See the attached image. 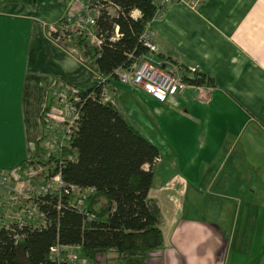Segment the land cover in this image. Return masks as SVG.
<instances>
[{"label":"crops","instance_id":"0c3cea01","mask_svg":"<svg viewBox=\"0 0 264 264\" xmlns=\"http://www.w3.org/2000/svg\"><path fill=\"white\" fill-rule=\"evenodd\" d=\"M82 2L0 0V169L34 152L51 97L95 78L86 46L54 34ZM152 28V62L180 75V66L195 68L214 85L190 86L166 101L132 87L169 128L181 159L170 173L159 149L153 167L150 197L161 209L165 245L148 264H264V0L174 3ZM132 122L145 136L150 119Z\"/></svg>","mask_w":264,"mask_h":264},{"label":"trees","instance_id":"16d2710c","mask_svg":"<svg viewBox=\"0 0 264 264\" xmlns=\"http://www.w3.org/2000/svg\"><path fill=\"white\" fill-rule=\"evenodd\" d=\"M100 2L94 32L102 44H93L83 36L77 40L86 46V63L112 83L117 80V68L127 67L135 57L149 52L140 39L156 14V5L154 0ZM134 10L139 11L137 17L132 15ZM63 21L54 32L56 36ZM116 27L121 36L113 40ZM180 67L187 83L214 85L206 73ZM77 91L80 118L68 144L48 157L47 148L41 145L43 134L39 152L18 164H53L48 176L60 173L65 186L38 198L45 224L0 228V264H70L53 257L51 248L58 243L80 245L83 257L92 262L109 255L107 264H148L152 253L165 245L161 209L150 197L159 148L113 100H101L102 86L96 78ZM52 100L42 113L45 126ZM70 186L90 192L79 196Z\"/></svg>","mask_w":264,"mask_h":264},{"label":"built area","instance_id":"2783aa9c","mask_svg":"<svg viewBox=\"0 0 264 264\" xmlns=\"http://www.w3.org/2000/svg\"><path fill=\"white\" fill-rule=\"evenodd\" d=\"M100 1L101 0H83L78 13H70L66 15L61 29L63 37L67 39L85 35L90 37L91 43L100 46L103 40L94 32L96 18L102 7ZM204 1L206 0H154L156 14L143 32L140 39L141 43L149 49V52L157 50V46L154 42L155 32L152 28V24L155 20L164 15V12L169 5L182 3L192 8H197ZM132 15L137 17L139 11L134 10ZM120 36L119 29L116 27V36L112 39L115 40ZM149 52L135 57L129 66L117 68L115 71L117 80L123 85L142 90L160 101H166L170 97L181 95L186 88L195 86L184 81L182 75L154 64V62L148 57ZM191 70L193 72L197 71L195 68H192ZM95 78L98 85L102 86L100 94L101 100L104 102L112 100L109 94L111 83L97 72ZM79 100L80 96L78 95L77 88L71 86L60 90L53 97L52 104L46 112L44 120L46 127L48 126V128L58 129L60 124H62V130L60 131L59 136L50 134V139H52V141L47 148L48 157L57 154L64 146H66L77 129L80 111L76 102ZM61 106H65L66 110L64 111V108L62 109ZM68 116H70V118L69 120H66L64 117ZM51 123H53L52 127ZM160 160L161 158L156 159V163ZM28 169L31 171L33 169L35 170V163H28L25 166L17 165L13 169L8 168L4 169V171L2 169L0 170V228L9 229L14 225H19V227L28 225L37 227L42 223L45 224L46 221L44 219V214L40 213L38 209V198L41 195L46 194L48 191H56L65 186L60 173L51 177L46 174L47 178H44L41 183L42 188L38 190L36 195H31L30 197L27 196V199L29 200H26V205H28V201L31 202V205H28L29 208L19 201L18 209L13 211V208L16 205L15 201L13 200L14 203L8 207V200L6 199V193L12 191L9 184L18 180V177L21 174H25ZM35 174H37V172L31 176ZM70 189L74 193H76L77 190H83L78 186H70ZM81 204L82 203L80 202L79 207ZM86 214L89 215L88 213ZM36 215H39V220L38 218L36 219ZM51 252L53 257L59 262L68 261L70 264L88 263V260L85 259L81 253L80 245H63L58 243L51 248Z\"/></svg>","mask_w":264,"mask_h":264},{"label":"rangeland","instance_id":"374dc122","mask_svg":"<svg viewBox=\"0 0 264 264\" xmlns=\"http://www.w3.org/2000/svg\"><path fill=\"white\" fill-rule=\"evenodd\" d=\"M83 37H87L90 40L89 36L82 35ZM73 39V38H68ZM155 64V63H154ZM158 66V65H157ZM92 68V67H91ZM94 69V68H92ZM90 70V69H89ZM91 71V70H90ZM93 71V70H92ZM91 71L90 78L95 77L93 72ZM113 84L111 83V90H110V97L112 98L113 102L118 106V108L125 113V115L134 122H142V120L146 121V118L150 119V123L147 124L146 127H144V133L145 136L152 141L154 144L159 146V149L161 151V155L164 157L163 168H168L170 173L172 171H176V169H181L180 163L181 159H179V155L175 151L176 141L174 140V137L171 136V132H169V128L165 126H162L155 118L153 114V105L146 101L145 97L139 92L136 91V89L127 86V85H118L115 90L112 89ZM113 90V91H112ZM61 108H64V111L66 110L65 106H61ZM70 111V110H69ZM69 115V114H68ZM146 117V118H145ZM66 120H69L70 116L64 117ZM45 121V120H44ZM45 126V124H43ZM53 126V123H51V127ZM62 124L56 128H48V126L44 127V134H45V140L42 142V146L48 148L51 144L52 139H50V134L60 135V131L62 130ZM185 129H192L191 126L184 127ZM182 129V128H181ZM184 129V131H185ZM1 131V129H0ZM39 145L36 143L34 147V152L32 154L27 155L26 158H30L32 155L39 152ZM43 165V166H41ZM39 164L35 163V170H27L25 174H21L18 178V180H15L12 184H9L12 188L11 192L6 193V199L8 200L7 205L10 207L12 203L15 201V206L13 208V211H16L18 208V202L21 201L25 204L26 207L29 208L28 205H31V202L28 201V205H26L27 196L30 197L35 196L38 190L42 188L41 183L43 182L44 178H47L46 174L50 173V168L53 165H45V164ZM17 166V165H16ZM11 167L12 169L15 168ZM161 166V165H160ZM6 168H2L4 171ZM8 169V168H7ZM1 170V169H0ZM31 171V173H30ZM35 175L31 176L32 174L36 173ZM90 192L89 189L87 190H77L76 194L79 196H85ZM206 193V192H205ZM14 198V199H13ZM14 200V201H13ZM16 208V209H15ZM201 208H198V211H200ZM244 208H242V211ZM243 214V212H242ZM205 218H209L208 220L213 221L215 215L212 214H203ZM243 217V216H242ZM39 220V215H36V219ZM220 225V224H219ZM241 227V226H240ZM239 231V228H238ZM238 239H236L237 242ZM236 246V245H235ZM216 258L220 259V247L216 250Z\"/></svg>","mask_w":264,"mask_h":264}]
</instances>
